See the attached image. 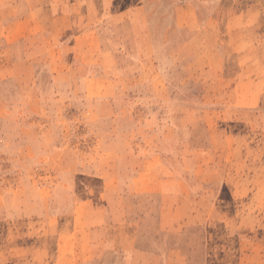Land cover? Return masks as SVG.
<instances>
[{
    "label": "rangeland",
    "instance_id": "rangeland-1",
    "mask_svg": "<svg viewBox=\"0 0 264 264\" xmlns=\"http://www.w3.org/2000/svg\"><path fill=\"white\" fill-rule=\"evenodd\" d=\"M0 264H264V0H0Z\"/></svg>",
    "mask_w": 264,
    "mask_h": 264
},
{
    "label": "crops",
    "instance_id": "crops-1",
    "mask_svg": "<svg viewBox=\"0 0 264 264\" xmlns=\"http://www.w3.org/2000/svg\"><path fill=\"white\" fill-rule=\"evenodd\" d=\"M1 10H4L5 12H7L8 13V15H10V16H12V15H14V16H19L20 15V12H19V7L18 6H16V5H14V3L12 2L11 4H10V6L9 7H7V8H4V9H1ZM35 8L32 10H30V12L27 14V15H24L23 17H20V18H22V19H18L17 21H14L13 23H12V25L10 26V28L13 30V29H18V28H22V29H24V25L25 24H27L29 27L31 26L32 27V23L33 24H35L36 25V23H35V21L34 22H32V20H33V16H34V14H35ZM30 20H31V22H30ZM15 37L17 36V35H19L20 36V38L19 39H21V38H23V34H22V32L19 34V33H14L13 34ZM14 37V38H15ZM15 39H17V38H15ZM78 252V254L77 253H75V252H73V254L74 255H69L67 258H69V260H72V259H78V258H81V253H80V251L78 250L77 251Z\"/></svg>",
    "mask_w": 264,
    "mask_h": 264
}]
</instances>
